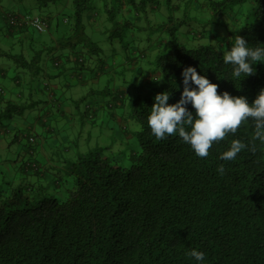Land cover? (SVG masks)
Returning a JSON list of instances; mask_svg holds the SVG:
<instances>
[{"label": "trees", "instance_id": "16d2710c", "mask_svg": "<svg viewBox=\"0 0 264 264\" xmlns=\"http://www.w3.org/2000/svg\"><path fill=\"white\" fill-rule=\"evenodd\" d=\"M35 1L46 7L57 0ZM101 1L114 26L109 37L120 41L124 30L134 28L124 15L126 11L146 13L159 7V0ZM164 1L170 11L183 6L184 13L181 17L170 15L168 22L162 23L168 49L155 57L161 82L129 100V117L139 125L131 164L125 166L107 153V147H97L66 162L64 171L73 187L64 198L42 185L0 187V264H196L188 254L193 249L206 254V264H264V146L252 140L251 122L214 142L209 156L203 158L195 156L177 134L156 139L147 123L156 94L171 92L169 104L180 98L184 86L181 72L187 66L216 83L218 93L244 96L249 103L255 99L264 89V63L257 62L255 73L239 81L231 77V66L223 63L218 46L212 42L188 46L177 33L191 18L197 21L200 11L209 10L202 22L204 28L225 26L223 15L230 12L237 26L224 39L226 49L231 48L236 35L243 36L250 46L264 44V0ZM245 3H249L245 10L234 11ZM94 4L95 0H73L69 28L57 42L53 40V47L73 50L80 44L99 57L101 48L89 40L83 23L84 11ZM192 8L198 13H191ZM14 15L28 13L7 14L5 27L10 32L28 31L24 25L11 24ZM50 24L47 31L53 28L55 32L60 26ZM195 34L191 33V38ZM10 57L19 67L27 65L38 74L39 59L34 55L30 61L22 53ZM141 57L145 53L141 52ZM52 61L55 66L57 59ZM118 102L123 104L121 99ZM25 108L23 103L6 101L0 105V124ZM187 108L194 111L191 104ZM97 111L93 109L85 117L94 123ZM232 139L249 147L235 160H221ZM35 151L29 143L25 153L33 159L22 163L25 171H40ZM220 164L224 165L223 175L217 170Z\"/></svg>", "mask_w": 264, "mask_h": 264}, {"label": "rangeland", "instance_id": "374dc122", "mask_svg": "<svg viewBox=\"0 0 264 264\" xmlns=\"http://www.w3.org/2000/svg\"><path fill=\"white\" fill-rule=\"evenodd\" d=\"M28 1L33 2V4L24 7L21 0H0V25H5L4 17L9 13L16 12L23 14L27 12L30 14H38L44 17L49 23H51L50 27H52V24L55 23H59L60 27L53 33L50 31L38 32L34 29H28V35L30 36V39L27 41H23L22 43H15V45H11V47H9L8 45V49L6 51H10L11 49V52L13 54H19V51L41 50L44 51L42 52L43 54H45L46 51H51V54L57 55L58 52H61L60 54H64L65 51L70 50L71 48L62 47L60 45L53 47V40L54 42H57L58 37L65 32V29L69 28V24L71 23L72 19L73 0H57L55 3H49L46 7H39L35 0ZM95 3L97 4L92 5L91 8H88L84 11L83 23L85 26V33L89 40L95 42L101 48V52L99 54V57L97 56V59H99V62L101 59L104 60L103 62L105 63V68L102 69V64H99V62L96 63V68H94V71L91 72L95 74L98 68L102 73L98 78L99 81L95 84H92L90 87L94 89H105L106 87H108L110 89V95L104 96V99L105 101L107 100L105 102V105H107L108 103L111 104V106L107 107L104 105L101 110L99 103H96L90 97H85L84 99L80 100V102L78 103V108L75 109L74 114L77 116L74 118L75 127H64L67 116L65 115L64 117L59 118L60 116L58 114V110L60 109L59 106L64 102V98L66 96L65 93H62L60 90L66 91L68 87H57V89L60 90L56 92V87H54L51 83H48V87L44 88H46L48 92H52L53 95L51 94V97L46 94L47 96L41 98L40 102L42 103L40 105L34 107H26L21 114H14L12 116V119L16 121L17 126L15 129H13L9 137L11 138L14 133V136H18L19 141L13 142L10 147H6L4 144H2V142H0V187L21 185L33 188V186L29 184V182H32L33 180L29 177V175L27 178L23 177L19 170V165H21L22 161L27 162L32 161L33 159L30 153H25L26 147L29 145L26 135L33 136L35 138V141L31 143V145L36 148L34 154V158L36 160L38 156V149L42 145H47L49 147L57 148L60 150L62 149V153H64L65 155L73 156L74 158L79 153H85L87 151H91L94 148L100 146L105 147L110 144L111 141L106 140L104 135L96 131L89 130V127L91 126L88 125L87 122L92 123V121L90 120V118L85 117V115L86 113L92 111L94 108H98V117L96 118V122L94 123H99L101 119L99 113L103 118L109 115L110 112H113L117 108H120L121 105L120 102H118V99H121L122 103L126 101L125 109H127L128 113V101L125 94L124 97L120 98V92H122V90L119 88V86H124L126 88H128L129 86H127V83L125 84V82L123 81L122 76L124 75H121L120 71L122 67L118 66L115 68V65L111 64L113 60H115L116 56H118L116 54L120 53V51H127L130 54L132 51L131 55L136 54L137 64L140 65V63L145 58L141 57V50L148 49L147 51H154L155 48L157 49L158 47L162 46L163 48L166 47L163 49V51H167L168 45L167 43L166 46L164 44V39L167 40V32L162 23H167L168 17L170 15L175 17L177 14L174 13L176 10H169L167 3L164 0H159L158 10L154 12H149L148 10L146 13H138L131 10L126 11L124 15L132 22L134 28L124 30L122 41H120L116 37L110 39L109 35L114 29L113 23L107 20V15L103 9L104 4L102 6V1L95 0ZM194 3L197 4L195 0ZM199 3L202 4L204 3V1L199 0ZM248 5L249 3H245L242 4V6H237L234 8V11L245 10ZM179 12L184 13L183 6L179 9ZM191 13L197 14L198 11L194 12V9L192 8ZM199 13L201 18L197 20L198 23L195 19H190L189 23L180 26V30L177 33V36L182 39L180 41L188 46H195L196 44L200 43L212 42L216 46H218L220 50H223L224 48L226 49L227 46L224 39L227 37L228 32L237 26L234 21L230 19L231 13L229 12L223 15V20L227 23L225 26L207 25L206 28L202 27V22H204L208 18L209 10H204L203 12L200 11ZM92 15L96 20H90L89 16L91 17ZM192 32L196 33L194 38H191L190 36ZM206 32L208 33V37L204 35ZM1 41L2 44H0V50H4V46H7V42L4 43L2 39ZM79 48L81 49V45H76V50H78ZM84 51L85 53L83 52L80 57L82 59L85 58V60L83 59V63L85 64L86 62H88V59L95 58L94 56L96 55H90V53L86 52V49ZM112 56L113 60H111ZM59 58H61V64H63L65 61V55H60ZM5 62H9L11 64V66H8L6 71L8 79L18 74L19 71H21V75L23 74V70L20 69L19 66L16 67L15 62L12 58L8 59L5 56L0 55V63ZM107 64L110 67V71L106 70ZM51 65L52 73L57 72L62 68L61 66L58 67L53 66V64ZM87 68H83L79 65L78 71L76 73H74L72 76L65 75L64 77H62V79L64 78V81H67L68 84L77 82L80 76H89V73L91 72ZM26 71L30 72L27 69ZM134 72V70H130L129 68H127L125 73L129 77ZM42 81H44V79L41 76H37L35 87H37L38 84H40L41 86ZM45 83L47 82L45 81ZM0 85L5 88V83H3L2 79H0ZM86 89L88 91L89 86H87ZM36 90L42 92L40 91V87L36 88ZM82 92L84 93V89H81V94H83ZM43 93L45 94V92ZM27 101L28 100L25 99L23 100V103ZM87 104L89 105V108L86 107ZM69 110L70 109H68V111ZM108 120L111 122L112 118L110 117V119ZM81 122H84L86 127L81 126ZM8 123L10 126L12 121L8 119L7 121L5 120L3 122V124ZM123 126H127V123H122V127ZM10 128L13 127L10 126ZM41 128H45L46 131L42 132ZM49 128L51 129L48 130ZM123 128L125 129V127ZM89 134L90 138L88 139L87 137ZM4 137V133H0V139ZM51 138L56 141L52 142ZM134 146L135 148L138 147L137 140H135ZM131 152H133V149L129 150V153ZM19 154L21 155L22 159L17 161L16 157ZM125 158H127V156ZM56 160H59L61 162L62 156L58 155ZM67 161L69 160H65L63 162L64 166ZM131 161L132 159L126 162L124 159L121 163L125 166H129L131 164ZM38 164L40 166V163ZM8 165L10 167H8ZM50 170H52V168H50ZM28 171L30 172L32 170L29 169ZM53 171L54 170H52V173ZM61 171L62 174L66 175L64 168ZM46 180L50 181L51 178L47 176Z\"/></svg>", "mask_w": 264, "mask_h": 264}, {"label": "crops", "instance_id": "0c3cea01", "mask_svg": "<svg viewBox=\"0 0 264 264\" xmlns=\"http://www.w3.org/2000/svg\"><path fill=\"white\" fill-rule=\"evenodd\" d=\"M33 4L31 1H24L22 2V5L24 7L29 6ZM182 8V7H181ZM149 12H154L148 10ZM174 13L177 15L175 17H181L183 13L179 12V9L176 10ZM90 20L92 19L93 21L96 20L93 15L90 17ZM201 18V16H200ZM192 19V18H191ZM198 23V21H196ZM60 27V26H59ZM57 27V30L59 29ZM53 28H51L50 32L53 33L52 31ZM180 30V29H179ZM179 32V31H178ZM205 36L208 37V33L206 32L204 34ZM206 37V38H207ZM210 37V36H209ZM0 38L5 42H7V46H4V50L0 51V55L5 56L6 58L10 59L11 55L13 53L10 51H6L11 45H15V43H22L23 41H27L30 39V36L28 35V31H14L10 32L5 25L1 24L0 25ZM0 39V44H2V41ZM180 40H182L179 37ZM182 42V41H181ZM164 44L166 46V40L164 39ZM166 48V47H164ZM162 46L158 47L157 49L155 48L154 51H147L146 50H141L140 52L145 53V58L143 61L140 63V65L137 64V60L135 58V55L129 54L127 51H120V53L116 54L115 60L112 59L113 62L111 64L115 65V68L118 66H121V75L123 77V81L125 84L127 83L128 88L124 86H119V88L122 90L121 93L126 95V99L128 101V106H129V100L131 97H134L136 95H140L141 93H146L153 87L157 86L161 80V72L160 69L158 68L156 62H155V57L157 54L164 53V49ZM85 49L81 47L78 50L73 49V50H68L65 51L64 54H60L61 52H58L57 55L51 54V51H46L45 54L42 52L44 51H19L26 57L27 61L31 60V57L34 55L37 59H39L38 62V74H33V72L36 69H31L30 72L26 71L29 70L28 66L25 65L23 67H19L20 69L23 70V74L21 75L19 71L18 74L12 76L10 79L7 78V68L8 66H11L9 62L5 63H0V79H2L3 83H5V88L0 85V88L4 89V93L0 94V105L5 103L6 101H11V102H16V103H23V100H28L27 102L23 103L26 107H31V106H37L40 105L42 102H40L42 97L48 96L51 97L52 92H48L46 88L48 87V83H51L54 87H56V92L60 89H57V87H64L67 86V90L63 91L60 90L62 93H65V98L64 102L61 103L59 106L60 109L58 110L59 118L64 117L65 115L67 116L66 122L64 123V127H69L71 128L75 127L74 123V118L77 117L75 113V109L78 108V103L80 100L84 99L85 97H90L95 101L96 103L100 104V109L102 110V107L105 105V99L104 96L110 95V89L106 87L105 89H94L90 87L92 84H95L96 82L99 81V77L101 76L100 74L102 73L100 69L97 68L95 74L92 73L91 71H94V68L96 63L99 62V59H97V56H94L95 58H90L88 59V63L86 64L85 68L89 69L91 73H89V76H80V78L77 80V82H72L71 84H68L67 81H64L65 75L72 76L74 73L78 71V66L80 63L76 59V56L78 54H82ZM38 55H37V54ZM10 54V55H9ZM60 55L64 56V63L61 64V58ZM57 59L59 61V66L62 68L59 69L57 72H51L52 69V60ZM93 60V61H92ZM110 60V61H111ZM92 61V62H91ZM104 60L101 59L99 64H102V69L105 68L104 66ZM144 64V65H143ZM16 65V64H15ZM58 66V67H59ZM18 67V65H16ZM129 68L130 70H134L135 72L131 76L126 75V70ZM106 70L110 71V67L107 64ZM37 76H41L44 81H42V84L37 85L35 87V83L37 80ZM45 81L47 83H45ZM89 86V90L87 91L86 87ZM40 87L42 92H39L36 90V88ZM81 89H84V93L81 94ZM45 92V94L43 93ZM126 92V93H125ZM53 95V94H52ZM47 102V101H43ZM125 104L126 101L120 106V108H117L115 111L110 112L109 115L105 117H101L100 115V121L99 123H88L91 127H89V130L91 131H96L106 138V140H110L111 143L108 144L107 146V153L112 156L115 160L119 161L120 163L125 159V161H129L133 158L135 151L137 150V147L135 148V137L134 134L136 131L139 129V125L133 121L129 117V108H128V113L127 109H125ZM68 109H70L68 111ZM104 116V115H103ZM112 118V121L110 122L108 119ZM13 118V117H12ZM10 119L12 121L11 127L8 124H0V133H4L5 137L0 139V142L4 144L6 147H10L13 142H18V136L13 133V136L10 138L9 136L11 135L13 129L16 128L17 123L14 119ZM70 121V122H69ZM127 123V126L125 129L122 127V123ZM81 126H85L84 122H81ZM49 128L48 130H50ZM42 132H45V128H41ZM88 139L90 138V134L87 137ZM52 142H55L56 140H53L51 138ZM102 147V146H100ZM4 148V147H3ZM133 149V152L129 153V150ZM24 151V150H23ZM22 154V152H21ZM24 154V153H23ZM82 154V153H79ZM58 155L62 156V161L60 162L59 160H56ZM78 155V154H77ZM76 155V156H77ZM75 156V157H76ZM127 156V158H125ZM129 156V157H128ZM74 157V158H75ZM73 156L70 155H65L62 153V149H57V148H52L47 145L45 146H40L38 149V156H37V161L40 163V171L38 172H33V171H25L21 166L19 165V170L23 177H29L33 180L32 182H29L30 185L33 187H37L39 185L45 186L47 188V191L51 194H54L60 198H64L69 189L73 187L71 178L67 177V175L62 174L63 168L65 170V166L63 162L65 160H71L74 159ZM17 161L22 159L21 155L19 154L16 157ZM7 160V159H6ZM133 160V159H132ZM9 161V160H8ZM15 164V163H14ZM8 167H10L8 165ZM52 168V170H50ZM47 176L51 178V180H46Z\"/></svg>", "mask_w": 264, "mask_h": 264}, {"label": "clouds", "instance_id": "9594fccd", "mask_svg": "<svg viewBox=\"0 0 264 264\" xmlns=\"http://www.w3.org/2000/svg\"><path fill=\"white\" fill-rule=\"evenodd\" d=\"M47 23L45 31L49 28V22ZM80 56L81 54L77 55L76 59L85 68L88 62L84 64ZM222 61L231 66V77L240 81L255 73L254 65L257 62L264 63V44L250 46L243 36L236 35L231 48L222 50ZM56 62L58 65L55 62L54 65L59 66V61ZM181 76L184 86L175 103H168L171 96L169 91L154 96L147 123L156 139L177 134L182 143L190 146L195 156L203 158L209 156L214 142L223 140L229 133L235 134L242 124L251 122L254 126L252 140L259 141L264 146V89L249 103L244 96H233L227 91L218 93L219 86L210 82L205 75L199 74L195 67L183 68ZM188 104L192 105L194 111H189ZM248 147L242 140L232 139L228 150L222 152L219 158L225 161L235 160ZM217 170L223 175L224 165H218ZM188 254L196 264H206V254L203 251L193 249Z\"/></svg>", "mask_w": 264, "mask_h": 264}, {"label": "built area", "instance_id": "2783aa9c", "mask_svg": "<svg viewBox=\"0 0 264 264\" xmlns=\"http://www.w3.org/2000/svg\"><path fill=\"white\" fill-rule=\"evenodd\" d=\"M10 22L12 25H24L22 27L33 28L38 32L45 31L48 27L47 21L43 17L38 15H14L10 17ZM55 65H58V63L55 62ZM86 107L89 108V105L87 104ZM26 137L29 143H33L35 141V138L33 136L26 135ZM32 165H34V163H32Z\"/></svg>", "mask_w": 264, "mask_h": 264}]
</instances>
